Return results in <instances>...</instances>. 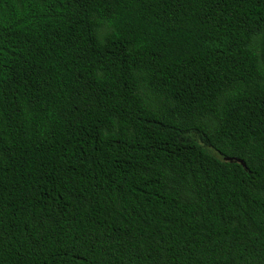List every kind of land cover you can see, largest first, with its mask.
<instances>
[{
	"label": "trees",
	"instance_id": "trees-1",
	"mask_svg": "<svg viewBox=\"0 0 264 264\" xmlns=\"http://www.w3.org/2000/svg\"><path fill=\"white\" fill-rule=\"evenodd\" d=\"M0 264H264V0H0Z\"/></svg>",
	"mask_w": 264,
	"mask_h": 264
},
{
	"label": "water",
	"instance_id": "water-1",
	"mask_svg": "<svg viewBox=\"0 0 264 264\" xmlns=\"http://www.w3.org/2000/svg\"><path fill=\"white\" fill-rule=\"evenodd\" d=\"M240 161V160H239ZM242 164H244L242 161H240Z\"/></svg>",
	"mask_w": 264,
	"mask_h": 264
}]
</instances>
